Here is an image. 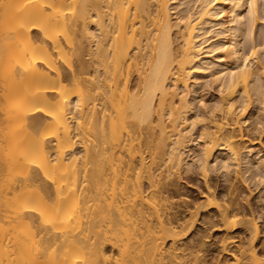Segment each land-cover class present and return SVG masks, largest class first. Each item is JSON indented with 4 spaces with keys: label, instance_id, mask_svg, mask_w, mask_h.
Returning <instances> with one entry per match:
<instances>
[{
    "label": "bare ground",
    "instance_id": "1",
    "mask_svg": "<svg viewBox=\"0 0 264 264\" xmlns=\"http://www.w3.org/2000/svg\"><path fill=\"white\" fill-rule=\"evenodd\" d=\"M259 1L0 0V264H264L263 149L231 134L257 101L264 132V54L236 33Z\"/></svg>",
    "mask_w": 264,
    "mask_h": 264
},
{
    "label": "rangeland",
    "instance_id": "2",
    "mask_svg": "<svg viewBox=\"0 0 264 264\" xmlns=\"http://www.w3.org/2000/svg\"><path fill=\"white\" fill-rule=\"evenodd\" d=\"M229 8H227L225 11L227 12L225 14L224 12V18L223 20H227L228 18L230 19V11L228 13V10ZM262 9H263V2L262 0L259 1V14L261 15L262 14ZM230 10V9H229ZM246 12H244V14L246 15L245 18L241 21V23L237 26V29L238 31L236 32L237 35H241L240 37V43L242 42V49L243 51L242 52H245L246 54L250 53L249 50L251 49H255L257 51L258 56L259 57H262V55L264 54V30H263V27L260 23L256 24V25H251V22L249 20V17L247 16V13H248V9L245 10ZM243 14V16H244ZM176 17V16H175ZM229 19L227 21H229ZM239 33V34H238ZM233 34H231L232 36ZM230 32L227 34V36L225 37L226 39L224 40H228L230 37ZM228 37V39H227ZM243 53V54H245ZM64 62V61H63ZM65 65H67L66 63H64ZM207 73V74H206ZM206 73H203L200 74V72H197L196 74H194V76L192 77V83L190 81V88L191 90L193 88V93L196 95V97H202V99L204 100V103H205V109L203 110L204 107L202 108H199L200 106H198L196 108V113H199V114H202L205 112V114H207V116H210L211 114V108L213 107V103H215V101L218 100V85L216 83L213 82V76H211L212 74L209 72H206ZM206 74V75H204ZM209 75V76H208ZM264 76V75H263ZM264 78V77H263ZM193 86V87H192ZM197 90V91H196ZM183 91V90H181ZM180 91V92H181ZM190 91V89H189ZM195 91V92H194ZM190 92V93H192ZM197 92V93H196ZM183 93V92H182ZM192 93V94H193ZM201 95V96H200ZM7 105L6 104H3L2 105V108H6ZM198 109V110H197ZM249 115H247L245 117V120L242 119L240 120V124L238 123V125H240L237 129L234 128V131L232 130L231 134H233L236 138V143L237 145H241L243 146L245 144L248 145L246 146L248 149H263L261 150V155H264V132H261V130H255L257 127L261 128L260 125H257L258 122L260 121V118L262 117V112H261V105H260V102L257 101V102H253V104L251 105V107L249 108ZM201 112V113H200ZM210 114V115H209ZM252 115V117H251ZM216 118L218 119L219 116L216 114ZM247 120V121H246ZM243 121V123L241 122ZM244 121L246 123H244ZM207 122H205L206 124ZM208 124V123H207ZM230 132V131H229ZM243 136L244 137V140L240 141L239 138ZM249 142H248V141ZM252 140L254 141V145L253 146H250V141L252 142ZM255 146V147H254ZM244 147V146H243ZM251 147V148H250ZM247 149V150H248ZM255 149V150H256ZM8 151L5 152V154H7ZM237 171V170H236ZM235 170L232 172V175L231 176V179L233 180V184L238 186L239 187V190L242 191V193L245 195L246 194V197H248L247 195H249V199H251V203H252V207L254 208V210H261V207H260V204H261V197L264 195V190H263V187L260 186L258 189H256L255 187H253V185H251L250 189L252 188V190H248V188H246L247 186H244L242 181H241V175L240 173H237ZM161 172V171H160ZM162 173V172H161ZM160 173V174H161ZM159 174V175H160ZM238 174V175H236ZM240 175V177H239ZM190 176H192L191 178H189ZM237 177V178H236ZM183 181L180 183L181 185V195L183 194L185 197L188 198V200H192V201H196V200H199L201 201V199H199V190H201L202 192H206V190L204 189V186H203V182H202V179H201V176L196 174V175H193V174H189V175H183ZM234 178V179H233ZM235 180V181H234ZM213 182L215 183H218L220 185H224V181H223V178H220V180L217 178V176L214 174L213 175ZM48 181L44 180L42 183L43 184H46ZM186 182V184H185ZM189 184V185H187ZM262 187V189H261ZM38 188V187H36ZM199 189V190H198ZM249 191L247 192L246 191ZM261 190V191H260ZM252 191V192H251ZM249 193V194H248ZM180 195V196H181ZM182 195V196H183ZM180 196L176 197L173 201V203L175 204V206H179V205H182V198L180 199ZM202 202V201H201ZM212 213H215L214 210L211 211ZM247 209L245 210V213H247ZM264 216L262 217V219L258 220L259 222V226H262L264 223ZM202 226V225H201ZM199 229L201 230V228L199 227ZM242 228H239V231H241ZM215 234L214 230L211 234V236L215 239L216 238V235H213ZM237 235H240V236H244L242 234H237ZM212 238H208L206 240H203V241H206V245H209L210 242H212ZM204 247H205V244H204ZM236 248H234L235 250ZM209 253V252H208ZM210 256H209V259L210 261H215V259L217 258L219 252L218 251H211L210 253ZM201 256V255H200ZM203 259V258H202ZM231 260V261H230ZM227 264H234L233 261H232V258H228V263Z\"/></svg>",
    "mask_w": 264,
    "mask_h": 264
}]
</instances>
